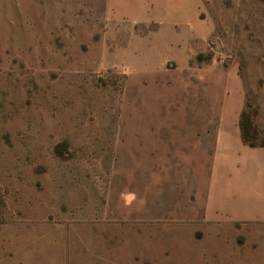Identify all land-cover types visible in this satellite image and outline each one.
Here are the masks:
<instances>
[{
    "label": "rangeland",
    "instance_id": "374dc122",
    "mask_svg": "<svg viewBox=\"0 0 264 264\" xmlns=\"http://www.w3.org/2000/svg\"><path fill=\"white\" fill-rule=\"evenodd\" d=\"M218 87L264 145V0H0V264H264V224L134 220L135 137Z\"/></svg>",
    "mask_w": 264,
    "mask_h": 264
},
{
    "label": "crops",
    "instance_id": "0c3cea01",
    "mask_svg": "<svg viewBox=\"0 0 264 264\" xmlns=\"http://www.w3.org/2000/svg\"><path fill=\"white\" fill-rule=\"evenodd\" d=\"M218 90L213 105L202 96L203 102H195L199 117L173 119L161 130L135 137L140 153L131 173V201L137 210L146 203L135 221L264 224V145L243 142L240 90L233 87L228 96ZM200 110L209 116L201 117ZM121 177L115 173L119 195L129 186Z\"/></svg>",
    "mask_w": 264,
    "mask_h": 264
},
{
    "label": "trees",
    "instance_id": "16d2710c",
    "mask_svg": "<svg viewBox=\"0 0 264 264\" xmlns=\"http://www.w3.org/2000/svg\"><path fill=\"white\" fill-rule=\"evenodd\" d=\"M240 128L242 130V138H243V142H245L246 144L250 145V147H254L255 145L250 144V142L247 141L246 139V131L243 128V126L240 124Z\"/></svg>",
    "mask_w": 264,
    "mask_h": 264
}]
</instances>
